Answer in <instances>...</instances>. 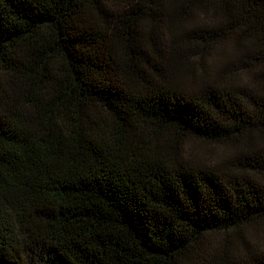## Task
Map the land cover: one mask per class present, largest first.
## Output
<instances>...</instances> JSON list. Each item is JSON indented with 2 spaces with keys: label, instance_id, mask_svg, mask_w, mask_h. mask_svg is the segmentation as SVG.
Here are the masks:
<instances>
[{
  "label": "trees",
  "instance_id": "obj_1",
  "mask_svg": "<svg viewBox=\"0 0 264 264\" xmlns=\"http://www.w3.org/2000/svg\"><path fill=\"white\" fill-rule=\"evenodd\" d=\"M0 264H264V0H0Z\"/></svg>",
  "mask_w": 264,
  "mask_h": 264
},
{
  "label": "rangeland",
  "instance_id": "obj_2",
  "mask_svg": "<svg viewBox=\"0 0 264 264\" xmlns=\"http://www.w3.org/2000/svg\"><path fill=\"white\" fill-rule=\"evenodd\" d=\"M195 147H196L197 149H201L202 147H204V145H202V144H196Z\"/></svg>",
  "mask_w": 264,
  "mask_h": 264
}]
</instances>
